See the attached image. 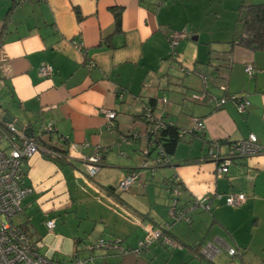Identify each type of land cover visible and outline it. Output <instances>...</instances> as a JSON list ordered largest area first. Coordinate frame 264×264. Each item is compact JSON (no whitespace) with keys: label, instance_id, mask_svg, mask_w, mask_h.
<instances>
[{"label":"crops","instance_id":"obj_1","mask_svg":"<svg viewBox=\"0 0 264 264\" xmlns=\"http://www.w3.org/2000/svg\"><path fill=\"white\" fill-rule=\"evenodd\" d=\"M251 4L264 0H0V115L35 136L53 121L46 144L63 153L34 154L23 163L32 190L22 211L41 253L84 264H264V152L223 176L206 158L211 140L254 133L264 145V50L239 42L240 17ZM177 31L184 36L172 56ZM44 63L52 66L48 77L38 74ZM199 73L208 78V95H245L247 110L239 113L231 100L216 108L192 99L202 89ZM143 103L188 131L168 164L150 171L139 169L148 143ZM106 109L116 113L112 128ZM197 118L205 127L191 134ZM95 149L99 169L89 176L83 158ZM133 169L137 180L119 191V180ZM173 178L183 187L181 204L215 192L243 193L245 200L228 206L213 198L210 210L193 211L190 222L174 220L167 189ZM149 227L169 241L153 239L136 255L130 250ZM99 237H119L129 251L87 250ZM229 248L236 253L229 255Z\"/></svg>","mask_w":264,"mask_h":264},{"label":"built area","instance_id":"obj_2","mask_svg":"<svg viewBox=\"0 0 264 264\" xmlns=\"http://www.w3.org/2000/svg\"><path fill=\"white\" fill-rule=\"evenodd\" d=\"M16 4L32 0H13ZM43 1V0H37ZM184 36L183 32H174L170 38L171 55L176 56L179 40ZM77 49H82L81 41H73ZM248 76L255 74V69L251 64L244 67ZM52 66L49 63L42 64L38 69V74L43 77L50 76ZM202 76V89L199 93L193 94L195 101H212L216 108L221 107L227 100H231L239 113H244L250 105L245 95L231 94L223 97H213L208 95V78ZM119 93V98L122 99ZM105 124L107 128L114 126L116 113L114 110H104ZM142 118L146 124L147 134H155L160 128L165 126L164 119L154 113L153 108L148 103L142 104ZM204 123L201 119H195L190 132H201L204 129ZM53 121H47L41 126L39 135L35 136L28 132V128L10 118L0 115V264H84L85 260L81 258H72L68 260H54L51 256L39 251L40 243L32 240L24 230L12 221V217L22 211V200L32 188L25 182V170L23 163L34 154H41L47 158H60L63 153L46 144V136L54 131ZM188 131L180 130V135H186ZM206 158L216 165V175L223 176L229 174L231 165L235 160H241L255 156L264 152V145L257 141L254 133H249L245 138L235 141L211 140L207 142ZM156 151L154 156H149L151 150ZM143 160L139 166L142 170H152L154 167L168 164L161 145L156 144L154 138H148L147 148L143 151ZM100 150L83 158L85 171L89 176H94L99 169ZM239 166V165H237ZM138 169H133L125 173L117 184V189L124 192L129 185L138 178ZM167 189L171 194L170 215L176 220L191 221V213L197 209L210 210L211 200L213 198H223L224 204L228 206L239 205L245 200L243 193H212L206 194L201 198H192L186 203H180L179 199L183 187L178 179L169 180ZM45 225L48 230L54 227L53 220H47ZM153 239H160L162 242H168L169 237L161 229L149 227L143 240L139 241L138 246L130 251L139 255ZM87 250L105 249L126 253L129 251L119 237H100L94 242L87 244ZM207 253V247L203 249ZM229 255L236 253L235 248L227 250Z\"/></svg>","mask_w":264,"mask_h":264},{"label":"trees","instance_id":"obj_3","mask_svg":"<svg viewBox=\"0 0 264 264\" xmlns=\"http://www.w3.org/2000/svg\"><path fill=\"white\" fill-rule=\"evenodd\" d=\"M114 18L115 25L119 27V8L114 9ZM240 21L242 22L243 31L242 35L239 38V42L252 49L264 50V4H251L247 6L245 8L244 14L240 17ZM190 133L193 134L198 132ZM184 136L185 135H180V130H178L177 127L172 124L166 123L165 126L160 128L155 134H149L148 138L150 139L153 137L156 141V144L162 146L166 157H169L173 154L177 143L182 140ZM149 150L153 149L150 148ZM148 155L151 156L150 153ZM236 163L237 165L241 166L243 164V161L234 159V164ZM24 232L30 237V235L25 230Z\"/></svg>","mask_w":264,"mask_h":264},{"label":"rangeland","instance_id":"obj_4","mask_svg":"<svg viewBox=\"0 0 264 264\" xmlns=\"http://www.w3.org/2000/svg\"><path fill=\"white\" fill-rule=\"evenodd\" d=\"M12 221L16 222L17 224H20L27 233H29L27 227L25 226V209L22 212L17 213L12 217Z\"/></svg>","mask_w":264,"mask_h":264},{"label":"water","instance_id":"obj_5","mask_svg":"<svg viewBox=\"0 0 264 264\" xmlns=\"http://www.w3.org/2000/svg\"><path fill=\"white\" fill-rule=\"evenodd\" d=\"M5 117H7V116H5Z\"/></svg>","mask_w":264,"mask_h":264}]
</instances>
